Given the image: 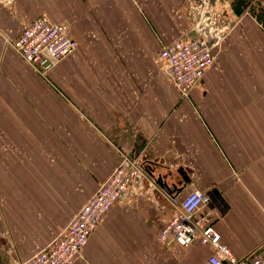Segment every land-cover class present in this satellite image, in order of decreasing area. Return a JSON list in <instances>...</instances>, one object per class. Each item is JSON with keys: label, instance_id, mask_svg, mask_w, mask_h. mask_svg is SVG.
Wrapping results in <instances>:
<instances>
[{"label": "crops", "instance_id": "0c3cea01", "mask_svg": "<svg viewBox=\"0 0 264 264\" xmlns=\"http://www.w3.org/2000/svg\"><path fill=\"white\" fill-rule=\"evenodd\" d=\"M170 4L0 0V264L49 241L113 169L118 146L152 176L121 191L70 264H200L209 244L155 237L174 212L167 196L193 188L237 258L264 257V47L224 48L182 96L156 57L180 35ZM41 14L77 40L45 77L1 36Z\"/></svg>", "mask_w": 264, "mask_h": 264}, {"label": "built area", "instance_id": "2783aa9c", "mask_svg": "<svg viewBox=\"0 0 264 264\" xmlns=\"http://www.w3.org/2000/svg\"><path fill=\"white\" fill-rule=\"evenodd\" d=\"M213 36V33H209ZM15 54L39 75L45 77L56 61L71 53L77 40L67 33V25L55 23L41 14L21 25L16 36L1 34ZM206 33L184 36V32L161 43L157 60L166 69L169 80L182 96L200 80L215 54ZM52 58L53 61L50 59ZM118 160L110 173L93 193L79 205L66 224L43 246L16 264H70L80 254V248L119 194L131 186L135 177H148L141 161L118 146ZM163 192V191H162ZM174 212L156 231L155 237L166 246L186 247L193 240L209 244L212 252L200 264H264V257L237 258L221 240L213 226L214 210L208 208L207 194L193 188L183 194L167 196Z\"/></svg>", "mask_w": 264, "mask_h": 264}, {"label": "rangeland", "instance_id": "374dc122", "mask_svg": "<svg viewBox=\"0 0 264 264\" xmlns=\"http://www.w3.org/2000/svg\"><path fill=\"white\" fill-rule=\"evenodd\" d=\"M169 7L174 20V33L179 30L180 35L183 32L185 35L190 29L193 35L208 34L214 60L218 54L224 53V48L264 47V25L260 17L264 0H171ZM256 10L257 14L254 13ZM161 41L159 38V44ZM2 191L0 188V203L6 201ZM2 225L0 220V236L5 229ZM0 250L4 257L8 254L6 248Z\"/></svg>", "mask_w": 264, "mask_h": 264}, {"label": "water", "instance_id": "95a60500", "mask_svg": "<svg viewBox=\"0 0 264 264\" xmlns=\"http://www.w3.org/2000/svg\"><path fill=\"white\" fill-rule=\"evenodd\" d=\"M50 59L53 61L52 58H50ZM137 140H138V139H137ZM142 146H143L142 144H138L137 147H136V149H135V152L138 151L139 149H141ZM129 153H130V152H129ZM130 154H131V153H130ZM146 172H147V170H146ZM147 174H148L149 176H152L150 172H147ZM148 175H147V176H148ZM154 182H155L159 187H161V188H168V185H167L165 182L161 181L159 178L155 179Z\"/></svg>", "mask_w": 264, "mask_h": 264}]
</instances>
